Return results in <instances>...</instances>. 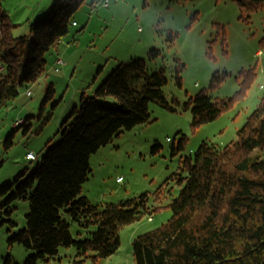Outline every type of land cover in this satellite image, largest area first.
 Masks as SVG:
<instances>
[{
    "label": "rangeland",
    "instance_id": "1",
    "mask_svg": "<svg viewBox=\"0 0 264 264\" xmlns=\"http://www.w3.org/2000/svg\"><path fill=\"white\" fill-rule=\"evenodd\" d=\"M54 1L19 0L12 4L13 0H8L10 17L17 22L14 35L30 34V22L47 14ZM73 18L77 24L72 23L69 33L60 40L59 53L52 49L46 54L48 64L42 76L22 86L19 94L0 108V186L22 171L33 172L47 148L60 140L61 125L81 104L82 92L94 95L120 61L146 59L150 49L161 50L159 58L147 59L148 69L152 72L165 67L168 82L163 90L173 105L174 99L179 101L177 110L151 102V121L123 129L92 154V170L81 191L99 206L146 193L148 210L140 219L121 227L120 246L110 256L95 259L96 252L91 251L83 257L70 246L61 247L56 257L37 262L136 264L132 242L171 217L169 204L182 187L177 178L188 174L185 159L194 157L203 141L224 146L234 140L262 100L264 3L247 10L235 0H84ZM59 57L65 63L57 70ZM4 69L0 61V75ZM225 71V79L211 95L216 99L232 97L231 105L213 121L193 126L191 108L185 103L209 87L214 72ZM249 71L254 74L242 85ZM177 75L182 77L180 83ZM100 100L108 106L115 103L110 95ZM157 145L159 149L154 152ZM29 151L38 159H28ZM14 205L12 217L18 225L10 227L6 223L0 227V264H5L9 256L23 264L34 252L19 242L8 241L27 224L29 201L19 199ZM67 219L74 238H87L96 228L91 225L85 229Z\"/></svg>",
    "mask_w": 264,
    "mask_h": 264
},
{
    "label": "trees",
    "instance_id": "2",
    "mask_svg": "<svg viewBox=\"0 0 264 264\" xmlns=\"http://www.w3.org/2000/svg\"><path fill=\"white\" fill-rule=\"evenodd\" d=\"M54 2L47 14L30 22V34L19 37L13 33L17 24L0 4V61L6 70L0 75V108L19 94L22 86L42 76L48 64L46 54L52 49L59 53L60 40L69 33L84 0ZM235 2L255 10L264 0ZM149 51L146 59L120 61L94 95L82 92L81 104L61 125L60 140L47 148L33 172L22 171L0 186V227L18 225L12 217L14 203L29 201L27 224L8 240L34 249L23 264L49 260L61 247L70 246L83 257L91 251L96 252L95 259L110 256L120 246L121 227L148 210L146 193L99 206L81 191L92 170V154L123 129L151 121V102L177 110L179 101L174 99L173 105L163 90L168 82L165 67L148 69L147 59L159 58L161 50ZM227 73L214 72L209 87L185 103L191 108L193 126L213 121L231 105L232 97L216 99L211 95ZM247 73L242 85L254 74ZM181 78L177 75L179 83ZM109 95L115 98L114 105L100 100ZM261 99L234 140L224 146L203 141L194 157L185 159L188 174L177 178L182 187L169 204L171 217L132 242L136 264H264V95ZM2 161L0 155V165ZM67 217L85 229L96 228L87 238H74ZM5 264L20 263L9 256Z\"/></svg>",
    "mask_w": 264,
    "mask_h": 264
},
{
    "label": "built area",
    "instance_id": "3",
    "mask_svg": "<svg viewBox=\"0 0 264 264\" xmlns=\"http://www.w3.org/2000/svg\"><path fill=\"white\" fill-rule=\"evenodd\" d=\"M106 5L108 4V1L105 3ZM73 24H77V22L76 21H74L73 22ZM65 62H64V60L62 59V57H59L58 59H57V61H56V66H55V68L58 70L59 68H58V66L60 65V64H64ZM29 93H31V91H29ZM21 121V119L20 120H17L16 122H20ZM27 158L28 159H37L38 158V156L35 154V152H33V151H29L28 153H27Z\"/></svg>",
    "mask_w": 264,
    "mask_h": 264
},
{
    "label": "crops",
    "instance_id": "4",
    "mask_svg": "<svg viewBox=\"0 0 264 264\" xmlns=\"http://www.w3.org/2000/svg\"><path fill=\"white\" fill-rule=\"evenodd\" d=\"M19 0H13V2H12V4L13 3H15V4H18L19 2H18ZM9 2H8V0H0V4H1V6L2 7H4L8 12H9V14H11V11H10V7H9V4H8ZM14 21V20H13ZM16 21H19V18H18V20H16ZM15 22V21H14ZM16 24H17V22H15Z\"/></svg>",
    "mask_w": 264,
    "mask_h": 264
}]
</instances>
